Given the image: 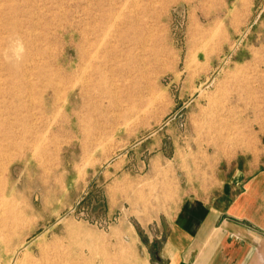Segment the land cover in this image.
I'll return each instance as SVG.
<instances>
[{
    "label": "rangeland",
    "instance_id": "374dc122",
    "mask_svg": "<svg viewBox=\"0 0 264 264\" xmlns=\"http://www.w3.org/2000/svg\"><path fill=\"white\" fill-rule=\"evenodd\" d=\"M15 21L59 71L17 102ZM263 141L264 0H0V264H155L188 181Z\"/></svg>",
    "mask_w": 264,
    "mask_h": 264
},
{
    "label": "crops",
    "instance_id": "0c3cea01",
    "mask_svg": "<svg viewBox=\"0 0 264 264\" xmlns=\"http://www.w3.org/2000/svg\"><path fill=\"white\" fill-rule=\"evenodd\" d=\"M154 227L155 264H264V143L190 179Z\"/></svg>",
    "mask_w": 264,
    "mask_h": 264
},
{
    "label": "bare ground",
    "instance_id": "6f19581e",
    "mask_svg": "<svg viewBox=\"0 0 264 264\" xmlns=\"http://www.w3.org/2000/svg\"><path fill=\"white\" fill-rule=\"evenodd\" d=\"M19 28H20L19 22L15 21L11 29V37H10V42H9V47H8L9 48L8 49V58H9L8 71L10 73L11 98L14 100V102H17L19 99H22L23 96H26L27 94L32 93V91H34V89L37 88L40 84L42 85L44 84V86H40L44 88L43 90L41 89L40 95H43L45 92L48 91V89H56L57 87L56 79L59 77L58 75L59 71L48 70L47 68H42L38 62H34L32 65V68H28V69L22 68V63L23 61H27L29 57V52L23 51L22 53V50H24V47L22 46L21 42L25 44L26 37L23 35V33L20 31ZM31 30L32 31L35 30L34 25H33V28H31ZM135 34H136L135 39L132 44L135 47L144 46L145 41L140 37V30L137 27L135 28ZM34 39L33 41H35V43L40 41L38 37H35ZM74 86H76V84ZM13 138L16 139L17 136H13Z\"/></svg>",
    "mask_w": 264,
    "mask_h": 264
}]
</instances>
